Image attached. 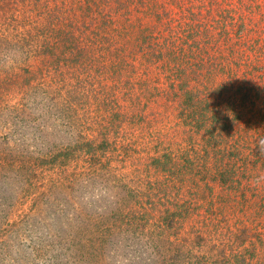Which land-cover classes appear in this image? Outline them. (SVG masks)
<instances>
[{
  "label": "rangeland",
  "instance_id": "obj_1",
  "mask_svg": "<svg viewBox=\"0 0 264 264\" xmlns=\"http://www.w3.org/2000/svg\"><path fill=\"white\" fill-rule=\"evenodd\" d=\"M213 1L215 11L202 12L225 21L238 75L257 83L264 0ZM198 2L0 0V264H264V163L251 154L255 141L237 147L226 125L218 135L208 128L191 134L197 111L228 114L227 98L238 96L231 93L241 83L223 95L215 86L229 75L211 76L209 65L198 70L194 76L206 75L199 84L210 89L188 85L193 99L204 100L194 112L174 95L176 74L157 65L173 43L163 28L167 15L182 24L196 12L201 20ZM256 106L254 116L264 119V103ZM240 118L251 124L250 114ZM102 137L109 143L93 158L89 145ZM205 137L209 144L200 143ZM216 140L223 154L211 149ZM201 155L211 169L227 163L237 183L186 178L162 189L166 173L154 165L166 162L169 170L170 160L182 165ZM175 208L183 220L166 215Z\"/></svg>",
  "mask_w": 264,
  "mask_h": 264
},
{
  "label": "trees",
  "instance_id": "obj_2",
  "mask_svg": "<svg viewBox=\"0 0 264 264\" xmlns=\"http://www.w3.org/2000/svg\"><path fill=\"white\" fill-rule=\"evenodd\" d=\"M201 2H198V7L201 10V20H199L196 12L194 13L195 15L193 17L186 18V16L183 17V23L180 24L179 19L175 20L174 17H171V15H167L168 19L165 25V30L167 33V37H170L173 40V43H170V49L165 53V58L159 61L157 65L161 66V68H166L168 66L167 70H170V76L175 75L174 77H177L176 81L174 78L171 81V86L173 88V92L177 93L174 94L176 97H178V102L180 101L181 104L189 105L193 108V111L196 112L197 108L202 105L203 98H194L197 97L195 94L192 96V93L187 91L188 85L193 82H198V85L196 87L200 88H205L203 91H207L206 89H210V84L207 82H203L199 84L198 79H202V77L206 76L202 74L201 76H194L198 70L204 71L207 67H211L210 70H208V74L213 75H218V76H224L228 74L229 78L224 76V80L221 83L219 87L215 88L218 90V92H222L223 95L225 94H230L232 89L236 88V86L241 83L238 92L237 90L233 91L231 94H237L238 96L232 97L231 95L228 96V101H230V105L232 106L230 109L228 108V114L225 113L222 109L212 110L211 107H207L208 109H204L205 111L199 112L197 111V116L195 117V122L193 123V126L191 125V134L192 133H197L201 135V130L204 128H208L207 132L212 135H218L221 132L224 131V125H226L225 129L229 130L226 134H231L232 132L236 135L234 137L233 144H235L237 147L241 144V142L246 141L249 139L254 140L255 145L253 143V148L255 149L254 151H251V154H257L254 155L256 157L257 163H264V119L258 120L256 115V109L257 106L256 104L260 105L264 103V97H260L259 100V95L255 93L253 90H257L260 93H264V59L260 58V56H264V31L261 33L262 39L256 40V50H257V59H255L257 68H256V77L258 78L257 83H253L254 81L249 73H246L243 71L242 76H239L237 72V68L239 67V64L241 63L238 61L236 54L234 53V47L235 44L228 38L229 34L227 35L228 37L226 38V32L228 33V25L225 23H220L218 21H214L213 17L206 16L205 14H209L211 11L212 13L215 11L214 9L211 10V7H217L218 5L213 1V0H200ZM185 2L191 3L192 0H185ZM141 7V6H140ZM148 6L142 5V11L146 12L148 9ZM140 10V8H137ZM150 10H152V7H149ZM203 9V12H202ZM193 10V9H192ZM191 11L193 15V11ZM140 12V11H139ZM173 16V15H172ZM195 16L196 19H195ZM192 18V19H191ZM199 20L197 22L196 20ZM178 22L180 25H175L173 26V23ZM197 26H196V25ZM243 25L244 24H240ZM175 27H178L175 28ZM234 27V26H233ZM150 30V29H149ZM210 30H213V32H210ZM107 31L106 34H111L110 30L107 28L105 29ZM114 32V30L112 31ZM144 30H141L139 33L142 34ZM215 32H218L220 36H224L223 40H226V42L223 44V41H220L219 39H216V34ZM53 36L57 34V31L54 30L52 31ZM199 35V39L197 36ZM51 36V35H50ZM51 36L52 38H54ZM59 37V35H57ZM237 38L240 40V37L235 34L234 38ZM233 38V36H231ZM51 39V38H50ZM59 39H63L59 37ZM249 39V38H248ZM245 40V39H244ZM243 40V41H244ZM199 41V42H195ZM252 42V40H250ZM247 44L248 41L246 42ZM48 44H42L40 47H43L45 50L46 48L50 49L51 47L47 46ZM174 45H178V49H175ZM47 46V47H46ZM192 52H188L187 50L188 47H193ZM226 47V52L233 54L232 60L227 61L226 56L224 54L223 49ZM233 47V48H232ZM177 48V47H176ZM176 50V51H175ZM50 53L52 54L53 51L50 49ZM123 50H120V53H123ZM187 51V52H186ZM178 52V54H176ZM225 52V53H226ZM80 50L76 49L74 52V57H78L80 55ZM180 53V55H179ZM185 53H189L187 55H184ZM223 53V54H222ZM235 54V56H234ZM184 56L182 58V61L179 62L178 59H180L181 56ZM178 57L175 59V57ZM256 57V56H255ZM226 59V61H222ZM115 61V60H114ZM232 61V62H230ZM116 63V62H115ZM123 63V62H122ZM209 65V66H207ZM240 69V67H239ZM177 82V84H175ZM180 93V94H179ZM242 93V94H241ZM206 96V95H203ZM217 99V98H216ZM258 100V102H257ZM132 104L135 103V100H131ZM193 101V102H192ZM206 101V100H205ZM260 101V102H259ZM195 103V105L193 104ZM131 104V105H132ZM217 104V103H216ZM220 105V104H217ZM263 111V107H261ZM202 110L199 108V111ZM261 111V112H262ZM244 112V114H243ZM249 115L250 114V119H251V124H248V120H246V123L248 127L244 126L245 123L243 122V118H240L241 115ZM117 117V116H116ZM119 118V116H118ZM135 118V117H134ZM133 118V120H134ZM223 121V122H222ZM224 121L229 122L227 126V123L224 124ZM236 122L235 125L233 126V122ZM116 127L121 126L122 122L119 120L116 122ZM239 123H242L240 125ZM255 125V126H253ZM115 127V128H116ZM232 127L233 130L230 129ZM257 138H261L262 140H258ZM263 143V146L259 144V142ZM201 142H206L209 144V139L206 140V137L203 138ZM96 143V144H95ZM91 143L88 148V154H91L90 156L94 158L95 154H100V152H103L106 150V147L109 143L107 140V137H102L100 142H95ZM247 144V143H246ZM221 145V142L219 140H216L215 142L211 143V149L214 150L217 153V150L219 146ZM232 146V143L229 142L225 146V154H231L232 151L230 150ZM223 150V148L221 149ZM184 154H190V152L184 153ZM196 154H202L201 152L196 153ZM217 154H223L220 153V151ZM209 156L205 157L201 155V161L199 158L197 159L198 161H193L191 159H183V164L182 165H176L180 160H170L173 168L166 170V162L163 164V166L160 163H157V165H154V168L156 170H160L162 167V172L166 173L164 174V179L162 180V189H170L167 188L169 186H174V181L177 183H182L185 182L184 180L186 178L189 179L191 183H198L199 184L203 182H207L209 180V177L211 181H214V184H236L237 183V178H234L232 176L231 171L228 169L227 163L224 164L223 166H215L214 169L210 168V165H208V158ZM242 159V158H241ZM221 165V163H220ZM175 166L177 168H175ZM227 166V167H226ZM174 170V171H173ZM168 173L170 174H175L176 173V178L171 177L170 175L168 176ZM244 176H246L244 174ZM242 176V177H244ZM166 177L171 179L170 181L165 182ZM247 177L241 178L240 182L238 185L242 182V180L246 179ZM165 191V190H164ZM166 210V209H165ZM172 210V209H170ZM166 215L170 218L171 221L173 222H178V220H183L184 219V212L181 210H175L173 211H165ZM166 221H169L168 218H165ZM169 221V222H171ZM168 225V224H167ZM244 259V258H242ZM244 261V260H243Z\"/></svg>",
  "mask_w": 264,
  "mask_h": 264
}]
</instances>
